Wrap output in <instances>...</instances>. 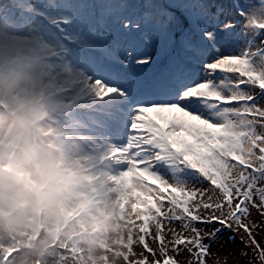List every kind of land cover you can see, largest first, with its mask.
Instances as JSON below:
<instances>
[{
    "label": "snow or ice",
    "instance_id": "snow-or-ice-1",
    "mask_svg": "<svg viewBox=\"0 0 264 264\" xmlns=\"http://www.w3.org/2000/svg\"><path fill=\"white\" fill-rule=\"evenodd\" d=\"M0 25L50 44L54 78L71 60L98 96L126 102L128 143L110 156L127 164L122 213H140L133 264H227L211 247L239 229L264 258L245 223L264 217V0L0 2ZM16 251L0 245V264Z\"/></svg>",
    "mask_w": 264,
    "mask_h": 264
},
{
    "label": "clouds",
    "instance_id": "clouds-1",
    "mask_svg": "<svg viewBox=\"0 0 264 264\" xmlns=\"http://www.w3.org/2000/svg\"><path fill=\"white\" fill-rule=\"evenodd\" d=\"M54 54L0 25V245L17 249L10 264H133L127 169L81 156L54 124Z\"/></svg>",
    "mask_w": 264,
    "mask_h": 264
},
{
    "label": "rangeland",
    "instance_id": "rangeland-1",
    "mask_svg": "<svg viewBox=\"0 0 264 264\" xmlns=\"http://www.w3.org/2000/svg\"><path fill=\"white\" fill-rule=\"evenodd\" d=\"M22 2L49 5L51 0H20ZM0 2L16 3V0H0ZM56 3H78L86 0H55ZM230 3L231 0H224ZM51 10V9H49ZM34 26V25H33ZM27 31V28L24 30ZM108 40L115 39L116 33H105ZM86 57L104 60L102 54L91 49H78ZM56 91L54 95L61 96L63 103L54 114V124L65 134L70 143L78 147L80 155L102 161L119 171L127 164L118 162L110 156L113 147H123L128 143L131 113L122 99L116 96L100 97L87 83L81 71V66L71 60L67 63L56 62ZM6 120V110L0 107V123ZM252 227V236L261 248H264V217L256 209L250 210V219L245 220ZM259 224V226H255ZM212 227H215L213 225ZM236 228V225H233ZM231 233L224 232L217 243H214L210 255L215 257L217 251L229 253L227 264H264L259 261L258 249L243 229L235 233V239L230 240ZM151 244V241H150ZM222 245V247H221ZM135 250V246H134ZM247 255H243V253ZM208 264H212L209 260Z\"/></svg>",
    "mask_w": 264,
    "mask_h": 264
},
{
    "label": "trees",
    "instance_id": "trees-1",
    "mask_svg": "<svg viewBox=\"0 0 264 264\" xmlns=\"http://www.w3.org/2000/svg\"><path fill=\"white\" fill-rule=\"evenodd\" d=\"M17 2H21L20 0H16Z\"/></svg>",
    "mask_w": 264,
    "mask_h": 264
}]
</instances>
